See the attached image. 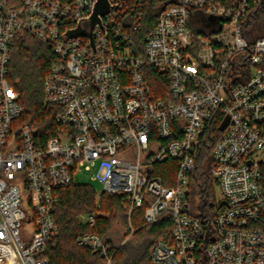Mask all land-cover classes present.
Here are the masks:
<instances>
[{"label": "built area", "instance_id": "obj_1", "mask_svg": "<svg viewBox=\"0 0 264 264\" xmlns=\"http://www.w3.org/2000/svg\"><path fill=\"white\" fill-rule=\"evenodd\" d=\"M96 1L0 0V264H50L59 190L96 162L101 192L120 195L129 219L145 206L147 223L166 222L149 264H264V38L243 33L262 0H157L142 44L133 33L144 0H115L92 39H65ZM24 30L54 54L44 105L55 108L57 128L45 141L35 124H16L23 106L11 51ZM150 68L167 82L155 84ZM212 121L221 127L209 165L220 196L202 216L191 183ZM169 158L174 173L156 168ZM77 243L111 263L114 245L99 233Z\"/></svg>", "mask_w": 264, "mask_h": 264}, {"label": "trees", "instance_id": "obj_2", "mask_svg": "<svg viewBox=\"0 0 264 264\" xmlns=\"http://www.w3.org/2000/svg\"><path fill=\"white\" fill-rule=\"evenodd\" d=\"M143 5L145 17L142 29L133 33L138 44L143 43V37L153 27L158 12L163 7L157 0H144ZM243 33L249 41L264 38V0L249 13L247 21L244 22ZM11 56L10 79L19 92L23 106L16 124L22 125L27 122L35 124L38 127L39 138L45 141L55 134L57 128L55 108L44 105V80L54 61V54L46 43L24 30L17 34ZM151 72L155 84L167 82L165 76L153 68ZM159 86H155V93L163 97ZM220 134L221 127L217 125V121H212L195 151L196 167L191 183V204L193 210L202 216L212 213L215 207L216 180L210 172L209 165L212 149ZM176 167L177 162L171 158L156 165L157 169L172 173ZM59 193L60 200L54 210L59 232L49 245L50 264H106L100 252L77 243L80 234L90 232L99 233L114 245L110 264H149L150 248L164 230L166 224L164 220L153 224L147 223L144 216L145 206L135 208L129 219L120 195L97 193L88 183L74 182L60 189ZM91 212L96 213L95 223L81 222L80 215ZM119 219L123 220L128 231L116 244L111 234L114 231V222ZM127 236L129 238L118 246Z\"/></svg>", "mask_w": 264, "mask_h": 264}, {"label": "rangeland", "instance_id": "obj_3", "mask_svg": "<svg viewBox=\"0 0 264 264\" xmlns=\"http://www.w3.org/2000/svg\"><path fill=\"white\" fill-rule=\"evenodd\" d=\"M100 162H96L89 169H84L83 171L77 172L75 174V183H88L92 185L97 193L102 191V182L98 177V172L103 173L104 170H100ZM215 194L217 198L220 196L219 188L215 186ZM113 233L111 236L114 238V242L117 244L124 237L125 233L128 231L122 219L114 222Z\"/></svg>", "mask_w": 264, "mask_h": 264}, {"label": "water", "instance_id": "obj_4", "mask_svg": "<svg viewBox=\"0 0 264 264\" xmlns=\"http://www.w3.org/2000/svg\"><path fill=\"white\" fill-rule=\"evenodd\" d=\"M114 1L115 0H97L93 13L88 18L81 20L74 29L67 31L64 38L68 39L70 37L85 35L92 39L93 28L96 24L101 23L102 16L117 8V4L114 3Z\"/></svg>", "mask_w": 264, "mask_h": 264}]
</instances>
